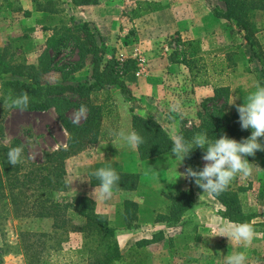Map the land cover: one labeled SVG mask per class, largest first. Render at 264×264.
<instances>
[{"label": "rangeland", "instance_id": "rangeland-1", "mask_svg": "<svg viewBox=\"0 0 264 264\" xmlns=\"http://www.w3.org/2000/svg\"><path fill=\"white\" fill-rule=\"evenodd\" d=\"M47 1L0 0V33L7 34V47L13 51L16 61L27 60L31 55L35 57V50L38 55L44 50L28 51L31 41L39 45L43 39L42 33H36L37 28L45 34L43 25L60 27L83 21H89L96 36L102 38L105 61L113 56L120 59L132 56L139 61L137 70L122 76L123 85H105L90 96L92 102L107 100L112 103V110L102 119L100 131L104 137L115 139V131L134 129V108L129 102L135 98L134 89L140 88L143 79H147L150 94L156 99H160L159 95L165 98L166 105L162 98L161 103L159 101L160 110L169 117L181 119V127L184 122L188 125L198 122L197 111L207 96L206 88L230 87L226 111L231 115L237 109L236 105L242 104L256 85L264 82L261 63L253 56L244 37L245 31L235 20L215 15V10L222 13L226 9L224 0H99L97 4L86 6L74 5L72 0H54L58 5L55 13L44 14L36 9L37 2L47 5ZM245 1L255 37L264 48V0H255L253 7V0ZM26 6L31 8V16L23 14ZM176 25L179 28L175 29ZM192 26L193 33L189 32ZM157 56L164 57V60H155ZM76 59V54L69 56L65 50L58 56L56 65L70 69L71 62ZM91 59L92 55H89L81 79L71 73L66 81L71 84L90 82ZM62 79V73L57 69L43 75L46 83L61 82ZM5 80L0 78V146L20 139L28 147L33 161L44 162L48 153L66 145L69 134L54 107L46 111L8 107L11 88ZM199 88L204 90L201 95L197 92ZM65 94L77 103L73 102L65 114L76 123H82L88 113L86 102L82 100L79 105V95L70 90ZM173 104L179 107L173 110ZM248 131L250 135L251 130ZM223 134L229 136L228 130H223ZM260 140L264 143V137ZM123 144L117 141L118 146ZM258 151L248 157L252 163L251 174L247 177L237 175L229 184L238 190L243 212L247 215L242 222L249 223L254 229L249 242L233 241L231 244L229 238L221 234V228L224 224L237 222H231L223 215L224 206L219 201L205 199L189 210L183 225L166 227L168 237L147 246L133 244L114 264H225V256L234 252H243L246 263L264 264V150ZM69 158L62 187L40 190L41 196L61 199L76 196L75 192L85 189V182L76 175ZM182 158L169 153L147 163L146 171L149 172L177 163L171 175V180L176 182L174 189L167 193L142 188L140 192L145 197L141 198L138 208L140 219L130 228L137 230L141 224L153 220L157 213H168L171 201L166 196L179 191V183L188 180L180 176ZM204 163L201 156L193 159L189 166L199 169ZM162 179L168 180V177ZM119 192L111 191L110 195L104 196L98 210L108 215L110 225L121 229L125 223L119 216ZM68 215L71 222L82 224L83 217L74 211L69 209ZM118 229L123 244L133 241ZM20 231L35 234L31 237L29 257L37 258L43 264H93L94 253H89L88 249H96V235L80 230L54 229L51 217H16L12 210L0 217V246L7 243L12 249L4 255L5 264H27L25 254L15 251Z\"/></svg>", "mask_w": 264, "mask_h": 264}, {"label": "trees", "instance_id": "trees-1", "mask_svg": "<svg viewBox=\"0 0 264 264\" xmlns=\"http://www.w3.org/2000/svg\"><path fill=\"white\" fill-rule=\"evenodd\" d=\"M98 2L99 0H72V3L77 6L97 4ZM224 2L226 9L222 13L215 10V15L235 20L240 29L245 31L244 37L251 47L253 56L261 63L264 73V48L255 37V29L246 10L248 8L246 1L224 0ZM254 2L255 0L252 1V7ZM36 9L55 13L58 10V5L54 0H48L47 5L37 2ZM23 14L26 17L31 16V9H23ZM42 29L51 31V33L46 38V46L40 53L36 64H28L26 60L16 61L13 51H9L7 45L0 46V78H6L5 84L11 88L9 102L12 97L20 95L21 92H27L29 107L25 110L46 111L54 107L69 136L66 145L48 153L44 162L33 161L28 147L20 139H15L10 145L0 146V217L6 216L10 210L16 217H51L54 229L80 230L96 235L98 237L96 251L88 249L89 253H94L93 264H114L122 257L116 231L110 225L107 215L96 211L95 201L86 195L50 199L44 195L41 196L40 190L60 189L63 185L62 177L66 173V160L99 140L103 116L112 110V103L107 100L101 103L92 102L91 94L102 90L105 85H123L122 76L137 70L139 61L137 57L132 56L122 59L113 56L105 61L103 40L96 36L89 21L75 22L72 25L60 27L43 25ZM65 50H68L69 56L77 55V59L71 62L70 69H66L65 65H56L58 56ZM51 52L54 54L52 55ZM89 55H92V80L90 82L71 84L43 81V75L55 69L61 71L63 79L66 81L68 75L86 65ZM67 90L79 95L81 100L79 105L82 100L86 102L88 113L82 123H76L65 114V110L71 107L74 102L70 96L65 94ZM230 93L229 86H216L214 93L201 101V109L197 111L198 122H192L191 125L184 122L179 135L191 139L195 134L205 132L210 139H215V135L219 137L223 130H228L229 137L237 140L249 136V129L245 130L240 127L237 109L231 115L226 111ZM133 127L143 138V143L138 145L142 158L147 159L161 155L171 149L173 139L156 120L134 114ZM15 145H23V159L13 166L7 163L5 153L7 148ZM258 152L257 150L256 153ZM202 155L203 150L197 148L184 161L189 164L193 159ZM117 173L120 179L116 188L129 189L138 182L139 175L137 174ZM210 194L224 206L223 215L229 221L242 222L247 218L242 209L239 192L231 185L219 193ZM171 201L170 211L159 215L161 221H166L170 225L185 222L187 219L185 220L186 217L183 218V215L197 205L195 192L192 188L180 191L172 197ZM138 208V203L126 201L127 224H131L137 218ZM69 209L83 217L81 225L71 222L68 215ZM32 235L35 234L29 231H20L19 243L16 245L15 251L25 254L27 264H43L39 259L29 257ZM160 239L161 237L143 239L138 241V245L145 246ZM11 251V246L7 243L0 246V264H5L4 255Z\"/></svg>", "mask_w": 264, "mask_h": 264}, {"label": "crops", "instance_id": "crops-1", "mask_svg": "<svg viewBox=\"0 0 264 264\" xmlns=\"http://www.w3.org/2000/svg\"><path fill=\"white\" fill-rule=\"evenodd\" d=\"M86 6V5H85ZM27 9H31L28 6L24 7ZM42 13L46 14L48 12L42 11ZM179 28L177 25L175 26V29ZM184 31V29H182ZM188 32V31H187ZM193 33V26L191 27V30L189 31ZM36 33H42L43 39L39 43L30 42L29 45V53H32L35 48L43 49L46 46V38L51 33H47L45 31V34L40 29H36ZM46 33L48 35H46ZM7 45V34L6 33H0V46ZM34 56H28L26 62L28 64H36L39 60V55L36 53V50L33 52ZM135 53H133L134 55ZM155 60H164V57H156ZM153 70V69H152ZM54 71V70H53ZM52 72V71H51ZM83 74V68L73 72V75H75L76 78L81 79ZM147 79H143L142 84L140 85V88L135 87V98L130 100L129 105L134 108V114H139L146 118H152L159 122L164 130L169 134V136L174 139L176 136L179 135V131L181 129V119H175L174 117H169L168 114L163 112V110H160L159 101L161 103V98L163 104L166 105V100L162 95H159L158 98L154 97L152 94L149 93L148 88V82L146 84ZM68 81H64L62 79L61 82H55V83H68ZM72 82V81H70ZM205 87V86H202ZM207 90V96H210L214 93L213 88H206ZM203 88H199L197 91L198 94L203 93ZM199 95V96H200ZM206 96V97H207ZM102 102V100H101ZM100 102V103H101ZM131 130H134L131 128ZM108 139V140H105ZM119 139L113 137H104L103 135L100 136L99 140L95 142L93 146L89 147L87 146L84 150L70 156L69 160L71 161V166L74 167V171L77 176H80V178L85 182V189L80 192H75V195H86L91 197L95 201V209L97 212L101 213L98 210V205L105 200L104 196L100 195L99 189H97L96 193H94L96 184L99 183V181L96 179L92 173L95 169L100 167H110L114 169L116 172H123V173H129V174H137L139 175V179L137 184H135L132 188L129 189H123L119 188L117 189L114 187L111 191L115 193V191H120L118 194L121 196V199L119 198L120 203L119 209L120 213L119 216L122 217L125 225L124 228L118 229L115 228L116 231V237L118 239L120 250L123 252L124 250L129 249L133 244L138 245V241L143 239H151V238H158L161 237L160 240L165 239V237H168V231L167 228H171L173 226L177 225H183L184 222H180L177 225H170L166 221H161L159 219V215L162 213H157L153 220L149 222H145L143 225L141 224V227L132 229L131 225L140 219L139 212H137V218L131 223L127 224L126 222V210H125V203L127 200L134 201L139 204V207L141 206V198L145 197L140 190L142 188H149L154 189L158 191H164V192H170L172 189H174L173 184H175L176 181L171 180V175H173L175 171V167L177 163L172 164L171 166H165L164 168H161L159 170H155L153 172L146 171L147 169V163H150L153 160H156V158H160L163 155H167L171 153V151H167L161 155H157L151 158L144 159L141 157L139 152V146H137L135 149L129 148L126 144H123L122 146L117 145V141ZM183 160V158H182ZM181 164V171L184 173L186 171L185 168L189 167V164L186 163L184 160ZM164 176L168 177V180L162 179ZM170 177V178H169ZM184 178V177H183ZM173 186V187H172ZM180 190L176 191L175 193H170V196H166L169 201L172 199L173 196H175L177 193L183 190L193 189L195 192V197L197 200V203L201 200H215L213 196L210 193L203 192L201 188H199L197 185L194 184L192 180H185V182L179 183ZM168 189V191H167ZM172 194V195H171ZM164 196V193L162 194ZM144 201V200H143ZM172 203V201H171ZM202 203V201L200 202ZM170 211V209H169ZM168 211V212H169ZM159 212V211H158ZM189 213H185L183 215V218L187 217ZM108 217V215H107ZM109 221L110 218L108 217ZM111 224V223H110ZM165 227V228H164ZM167 227V228H166ZM118 231H121L125 235H127L129 238L133 239L129 244L122 243V240L119 239V235L117 234ZM159 241V240H154ZM153 243V242H152ZM150 244V243H149ZM148 245V244H147ZM146 245V246H147Z\"/></svg>", "mask_w": 264, "mask_h": 264}, {"label": "clouds", "instance_id": "clouds-1", "mask_svg": "<svg viewBox=\"0 0 264 264\" xmlns=\"http://www.w3.org/2000/svg\"><path fill=\"white\" fill-rule=\"evenodd\" d=\"M236 105L238 119L242 129H251L249 136L237 140L227 134L210 139L205 132L195 134L191 139L176 136L172 140L171 155L183 157L190 155L194 149H202V160L205 162L199 169L189 166L184 173L187 179H191L203 192L216 194L223 191L237 175L247 177L252 168L247 157L255 155L257 150H264V143L260 138L264 137V84L258 83L246 100ZM3 103V102H2ZM10 108L27 109L29 107V95L21 92L20 95L11 98L8 103ZM179 107L173 104V110ZM129 148L135 149L143 143V138L135 130L119 129L113 133ZM23 145H15L7 148L6 161L15 166L23 159ZM182 160V161H183ZM99 181L96 184L100 195L107 197L117 185L120 177L110 167H100L92 173ZM179 176V177H180ZM221 234L226 235L231 244L233 241L247 243L253 238L254 229L247 222L224 224ZM225 264H246V256L243 252H234L225 256Z\"/></svg>", "mask_w": 264, "mask_h": 264}, {"label": "built area", "instance_id": "built-area-1", "mask_svg": "<svg viewBox=\"0 0 264 264\" xmlns=\"http://www.w3.org/2000/svg\"><path fill=\"white\" fill-rule=\"evenodd\" d=\"M139 73H140V70H138L137 74H139Z\"/></svg>", "mask_w": 264, "mask_h": 264}]
</instances>
